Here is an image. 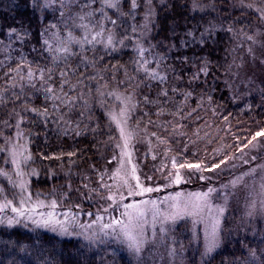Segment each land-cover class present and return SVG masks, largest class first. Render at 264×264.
Here are the masks:
<instances>
[{
	"label": "trees",
	"instance_id": "obj_1",
	"mask_svg": "<svg viewBox=\"0 0 264 264\" xmlns=\"http://www.w3.org/2000/svg\"><path fill=\"white\" fill-rule=\"evenodd\" d=\"M137 4L134 15H128L131 0H120L122 16L107 11L118 20L116 26L99 14V23L115 34L111 47L85 43L72 46L65 57L50 43L57 14L42 10L35 0H0V145L8 136L12 109L30 135L34 164L42 175L100 166L112 132L92 99L95 68L101 75L118 70L127 76L136 120L178 164L214 165L264 129V86L257 90L250 84L247 93L232 82L252 15L228 0H152L154 20L145 35L149 5L146 0ZM24 64L34 71L35 88L25 86L17 99L21 88L3 91L12 82L5 74L22 84L11 70ZM47 87L61 99H47ZM45 109L46 115L38 114ZM0 264L128 262L112 249L91 252L77 241L1 227ZM208 264H264V235L246 240L229 236Z\"/></svg>",
	"mask_w": 264,
	"mask_h": 264
},
{
	"label": "rangeland",
	"instance_id": "obj_2",
	"mask_svg": "<svg viewBox=\"0 0 264 264\" xmlns=\"http://www.w3.org/2000/svg\"><path fill=\"white\" fill-rule=\"evenodd\" d=\"M228 1L234 8L254 17L252 28L243 35L242 46L245 49L242 48L239 52V69L235 71L232 80L235 86L244 88L248 93L253 87H250V84L256 86L257 90L264 86V20L259 19L258 12L241 7L240 0ZM35 2L42 10L59 16L55 25L56 30L50 37V43L55 50L60 41L68 38L69 32L77 39L85 34L91 39L95 31L99 30L97 23L99 11L89 18L90 27L95 26L92 32L85 33L83 29L73 27L74 17L81 13L79 0L68 8H62L59 0H55L48 7H44L46 0H35ZM244 3L252 4L254 9L264 8V0H244ZM100 8L99 2L91 5V9ZM108 10L113 9H105V12L107 13ZM61 12L64 13L63 16ZM146 17L144 24L147 22L148 27L144 29L149 32L144 34L149 35L154 20L153 12L151 16ZM87 22L88 20L85 21ZM248 36H252L253 39L249 40ZM98 39L103 41L106 39V34ZM76 45L69 44L68 47L71 49ZM92 74L95 87L92 99L112 132L110 144L105 148L107 151L101 156L103 163L96 167L89 165L90 167L82 170L81 173H75L69 168L64 172L42 175L34 164L30 150V135L21 129L20 117L16 110L11 109L8 136L0 145L5 148L4 152H0V167L11 171L12 165L5 163L8 151L23 150L20 146L27 149L25 154L30 155L31 160L22 167L26 173L24 179L27 181L31 201L26 206L35 208V211L27 218H19L20 222L11 227L5 223L0 224V228L19 229L34 235L47 234L62 241H77L91 252L99 253L112 249L123 255L128 264H208L210 259L223 249L229 236L236 240L263 237L264 170L258 169L255 173L245 174L250 173L256 165L264 164V136L257 137L256 140L252 139L253 144L257 145L255 148L247 143L245 145L248 147L237 148L229 156L209 167H204L200 163L178 164L170 152L151 140L147 129L136 120L133 90L127 76L118 70L101 75L97 68ZM117 96L120 97L119 100ZM18 121L19 128L16 127ZM121 128L124 130V136L121 135ZM18 132L23 134L22 138L17 135ZM253 156H258L259 159L253 161ZM245 160L249 163H244ZM222 161L224 163H221ZM187 164H198L200 169L180 167ZM215 165L220 166L217 168L214 167ZM133 168H135V177L139 178V183L143 187L159 190L130 196L129 188L123 185L122 177L126 176L128 184L134 188L137 180L133 177ZM210 168L212 171H208ZM117 169H120L119 176L116 175ZM33 171L34 174H28ZM87 172L91 173L87 174ZM176 173L182 177L179 184L173 182ZM201 176L205 179H200ZM238 177L243 179L233 186L232 181ZM46 179L48 187L44 188L40 184L47 183L44 182ZM0 185L4 186L10 199L13 192L18 191L12 189L3 178H0ZM209 188L216 191L208 196L207 205H202L198 215H184L175 222L165 224L166 232L160 231L159 220L153 219L154 207L167 214L173 211L170 205L174 203L167 199L168 197L179 194L180 201H187L192 194L207 193ZM135 190L139 191V189ZM109 195L114 197L115 204L107 199ZM53 201L56 202L54 208L51 206ZM151 201L156 202L155 206L150 203ZM125 204H138L146 213L143 217L146 221L143 227L145 243L140 253L130 250L128 241L122 235H116L113 229L101 231L102 225L110 224L114 218L124 221L125 224L128 223V218L121 215L125 212L123 207ZM105 208L108 209L107 212L104 211ZM220 208L224 209L222 214L218 211ZM192 210V208L188 209V211ZM181 211H183L182 207ZM0 215L12 217L14 214L9 210ZM97 216L101 219L96 220ZM217 217L219 243L208 252L206 251L207 233ZM48 218L54 223L38 227L32 222ZM57 221L59 223H55ZM61 225L67 229L68 234L61 232ZM116 231L119 232V229L117 228ZM104 232L109 234L106 236Z\"/></svg>",
	"mask_w": 264,
	"mask_h": 264
},
{
	"label": "snow or ice",
	"instance_id": "obj_3",
	"mask_svg": "<svg viewBox=\"0 0 264 264\" xmlns=\"http://www.w3.org/2000/svg\"><path fill=\"white\" fill-rule=\"evenodd\" d=\"M55 0H46V3L44 4V7L50 6ZM78 0H59V3L61 4L62 8H68L69 5L71 4H76ZM97 2V0H79V4L81 6V13L77 14L74 17V23L73 27L74 28H80L83 29L85 33H90L93 30L92 26L90 27L91 21L89 20L90 17H93L96 11H99L101 14V18L104 20H107L109 23H111L113 26H116L118 23V20L116 19H111L110 17L107 16V13L105 12V9H115L117 11V15L122 16L124 13L120 11V0H99V3L101 5L100 9H91V5L93 3ZM152 0H146V3L149 5L148 8V13L147 16L152 15V9L150 7ZM240 6L241 7H247L249 9H252L253 11H256L259 13V19L264 20V8H258L254 9L252 4H245L244 0H240ZM138 7L137 0H131V9L128 13V15H134V10ZM61 15L63 16L64 13L61 12ZM88 20L87 23L85 21ZM147 20V17H146ZM76 21H79V23H76ZM99 24V30L95 31V34L91 36V39L88 38V35L85 34L82 36L80 39H77L74 37L71 32H69L68 38L66 40L60 41L59 45L56 48V51L58 53H63L64 56L66 57L67 55L70 54V49L68 47L69 44H77L83 47V44H89V45H94L96 43H103L105 48L111 47L114 43L115 40V34L111 31H108L107 29L104 28L103 24H100L99 21H97ZM55 25H53L54 27ZM144 27H148V23L146 22L144 24ZM135 31V27L133 28ZM13 32H15V29H13ZM106 34V39L101 41L98 39V37L105 36ZM249 40H252V36L247 37ZM122 42V41H121ZM44 43L47 45L48 41L45 40ZM60 57H57L59 59ZM21 68H27L26 72H21ZM15 72L19 78V81H22L23 83H16L15 78L11 77L8 73H6V76H9V81H12L11 83L8 84L7 87L3 89L4 92H7L9 90V87L11 88H21V93L17 95V99L20 98V95H23V88L25 86L33 87L35 88V84L32 83V78L34 76V71L31 67L28 65H18L16 69L11 70ZM41 75H43L44 70L39 69L38 70ZM51 71V70H49ZM145 72L148 70L145 68ZM62 76L67 75V72H61ZM154 75V74H153ZM48 79H51V76L49 75ZM46 94H49L46 96L47 99H53V100H60L61 97L55 95L54 89L51 87L45 88ZM67 95V94H65ZM118 100L120 99L119 96L116 97ZM3 96L0 95V102L3 101ZM32 111H37L35 109H31ZM47 110L45 109V112L43 113H38L39 115L43 116L46 115ZM123 115V113H121ZM113 119L115 120V116H113ZM5 124L7 123L6 121L4 122ZM19 121L17 122L16 127L19 128ZM119 127V123H118ZM19 137L22 138L23 134L22 133H17ZM121 135L124 136V130L121 128ZM264 136V131L257 132L255 136L253 137V140H256L257 137H262ZM259 143V142H257ZM249 145H252L253 148H255L257 145L253 144V141L250 140L248 142ZM125 146H127V140H125ZM21 149L23 150H9L8 151V158L5 159V163H10L12 165L11 171H8L4 169L3 167H0V178H3L4 180H7L8 184L11 186L12 189L18 190L13 192V196L10 199L8 195L6 194V190L3 185H0V214H4L7 211L10 210L12 214H14L12 217H8L7 215H0V224H7V226L11 227L16 223H19L20 220L19 218H27L30 213L35 211V208H29L26 205L31 201V194L28 193V188H27V181L24 179L26 173L23 170L24 165H27L28 161L31 160L30 155H26L27 149L24 146H20ZM245 147H248V145H245ZM5 148L0 147V152H4ZM258 156H253L252 160H258ZM221 163H224L223 161ZM244 163H249L248 160H245ZM175 162H174V167H175ZM220 165H215L214 167H219ZM180 167H187V168H195L197 170L200 169V165L198 164H187V165H180ZM258 169L264 170V164H259L253 167L250 170V173H246L245 175H249L251 173H255ZM208 171H212V169H208ZM133 172V177L137 180V184L135 187H131L128 184V180L125 177H122L123 179V185L125 187L129 188L128 194L130 196L133 195H143L146 192H151V191H158L159 189H152V188H145L139 183V178L135 177V168L132 170ZM28 174H34L33 173H28ZM120 174V169H117L116 175L119 176ZM200 179H205V177L201 176ZM243 177H238L236 180L232 181L233 186L236 185L240 180H242ZM182 177L180 176L179 173L175 174V180L173 181L176 184L181 183ZM135 189H139V191H136ZM216 191L215 189L209 188L207 193H196L192 194V197L187 200V201H180L179 199V194L175 197H168L167 199L174 201L173 204L170 205V208L173 209V211H169L167 214L161 212L158 208H153L152 214H153V219L159 220V223L161 225L160 231L162 233L166 232V229L164 228V225L169 223V222H175L177 219L182 218L184 215L192 216V215H198L199 212L202 210V205L206 206L207 205V198L208 196ZM27 193V195H26ZM108 200H111L114 204L116 203V200L112 195H109L107 197ZM123 199V196L121 197ZM143 203H148V202H143ZM154 206L156 204L155 201H151ZM53 208L56 206V202L53 201L52 205ZM111 206V205H110ZM262 206H264V201H262ZM125 208V212L121 213L122 216H125L128 218V223L125 224L124 221L120 219H113L110 224H104L101 227V231H104L105 229H113V232L116 233V235H122L125 240L128 241V247L130 250L135 251L136 253H140V251L143 248V245L145 243V240L143 238V227L144 224L146 223L145 220H143V217L146 215L145 211L141 209L138 204H125L123 205ZM181 207L183 208V211H181ZM253 207L255 205L253 204ZM189 208H192V211H188ZM105 212L108 211L107 208L104 209ZM219 213L222 214L224 209L220 208ZM91 215V213H89ZM101 217L97 216L96 220H100ZM34 224H36L38 227L43 225V226H48L52 223H54L51 218L48 219H42V220H33L32 221ZM55 223H59L58 221ZM88 227H91V225H88ZM117 228L119 229V232H117ZM218 229H219V218L217 217L215 221L213 222L210 231L207 233V249L206 251L210 252L212 249L218 246L219 240H218ZM61 232L63 234H68L67 229L61 225ZM108 232H104V235H108ZM86 239H89L86 237ZM171 254V253H170Z\"/></svg>",
	"mask_w": 264,
	"mask_h": 264
}]
</instances>
